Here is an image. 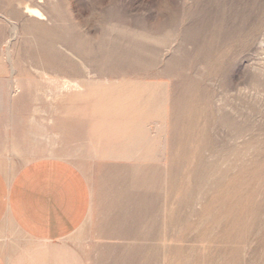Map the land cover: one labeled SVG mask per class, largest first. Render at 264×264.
Wrapping results in <instances>:
<instances>
[{"label":"rangeland","instance_id":"1","mask_svg":"<svg viewBox=\"0 0 264 264\" xmlns=\"http://www.w3.org/2000/svg\"><path fill=\"white\" fill-rule=\"evenodd\" d=\"M45 157L84 264H264V0H0V168Z\"/></svg>","mask_w":264,"mask_h":264},{"label":"crops","instance_id":"2","mask_svg":"<svg viewBox=\"0 0 264 264\" xmlns=\"http://www.w3.org/2000/svg\"><path fill=\"white\" fill-rule=\"evenodd\" d=\"M91 204L86 176L68 160L38 158L13 174L0 168V264H84L70 237Z\"/></svg>","mask_w":264,"mask_h":264},{"label":"bare ground","instance_id":"3","mask_svg":"<svg viewBox=\"0 0 264 264\" xmlns=\"http://www.w3.org/2000/svg\"><path fill=\"white\" fill-rule=\"evenodd\" d=\"M28 12L31 15H33V16L39 18V19H45L46 18L45 14L42 11L38 10V9H30V7H29Z\"/></svg>","mask_w":264,"mask_h":264}]
</instances>
